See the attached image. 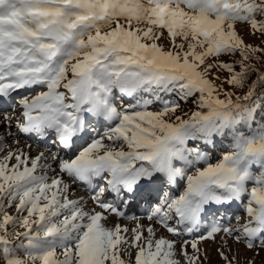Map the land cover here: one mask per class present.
Wrapping results in <instances>:
<instances>
[{"label":"snow or ice","instance_id":"snow-or-ice-1","mask_svg":"<svg viewBox=\"0 0 264 264\" xmlns=\"http://www.w3.org/2000/svg\"><path fill=\"white\" fill-rule=\"evenodd\" d=\"M208 242L264 251V0H0V264Z\"/></svg>","mask_w":264,"mask_h":264},{"label":"rangeland","instance_id":"rangeland-1","mask_svg":"<svg viewBox=\"0 0 264 264\" xmlns=\"http://www.w3.org/2000/svg\"><path fill=\"white\" fill-rule=\"evenodd\" d=\"M187 107H190V105ZM8 143L11 144L12 142L8 141ZM21 146H23V141H21ZM33 147L35 149V146ZM34 154H35V150L33 151V155ZM76 194L85 195L83 192L79 190L76 191ZM202 247L208 250V253H209L208 264H222V262L219 261L218 257L215 254L216 245L212 244L211 242H208V243L203 244ZM233 247L235 248L236 246H233ZM240 253H241V264H243V260L245 258H251L253 256V253L245 252L242 246H240ZM255 261H256V264H264V251H262L259 256L255 257Z\"/></svg>","mask_w":264,"mask_h":264}]
</instances>
